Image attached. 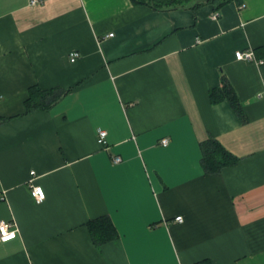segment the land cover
I'll use <instances>...</instances> for the list:
<instances>
[{
	"label": "crops",
	"instance_id": "crops-1",
	"mask_svg": "<svg viewBox=\"0 0 264 264\" xmlns=\"http://www.w3.org/2000/svg\"><path fill=\"white\" fill-rule=\"evenodd\" d=\"M196 2L0 0V264H264V0ZM223 75L246 120L211 102ZM34 85L65 94L25 112ZM209 137L238 162L205 172Z\"/></svg>",
	"mask_w": 264,
	"mask_h": 264
},
{
	"label": "trees",
	"instance_id": "trees-1",
	"mask_svg": "<svg viewBox=\"0 0 264 264\" xmlns=\"http://www.w3.org/2000/svg\"><path fill=\"white\" fill-rule=\"evenodd\" d=\"M203 2L218 1V8L228 2V0H197L192 7L197 8ZM134 4H147L155 8H179L186 7L183 5V0H166L157 2L155 0H132ZM65 94V91L59 87L43 90L39 86L34 85L29 89L28 97L25 101L26 111L31 112L37 109H48L52 104ZM210 98L212 103H218L223 100H229L235 108L239 116L246 120V115L243 110L242 103L237 95V92L227 78L222 76L221 86L211 89ZM202 149V165L207 173H215L221 171L224 167L233 166L238 162V157L228 151L216 138L209 137L201 142ZM88 229L93 242L97 245L114 241L119 238V232L108 215H103L92 219L88 222ZM194 264H213L210 259H203Z\"/></svg>",
	"mask_w": 264,
	"mask_h": 264
},
{
	"label": "built area",
	"instance_id": "built-area-1",
	"mask_svg": "<svg viewBox=\"0 0 264 264\" xmlns=\"http://www.w3.org/2000/svg\"><path fill=\"white\" fill-rule=\"evenodd\" d=\"M43 0H30L31 4H37ZM212 17L214 19H218L220 17V13L216 11L213 13ZM109 35H113V33H110ZM237 59H245V60H251L256 61L258 63H262L263 59H257L254 52L252 50L242 51L238 50L235 53ZM80 56V53L78 51H73L70 54V60L75 61ZM98 141L101 143L104 147H107V131L105 129H98ZM163 144L168 143V139L164 138L162 139ZM113 161L115 163H119L122 161V157L120 155L113 156ZM32 194L37 198L38 201H42L45 198V192L43 188L39 185H33L32 186ZM176 220L182 221V216H177ZM18 227L17 224L13 220H1L0 221V240L1 241H9L11 239H14L18 235Z\"/></svg>",
	"mask_w": 264,
	"mask_h": 264
}]
</instances>
